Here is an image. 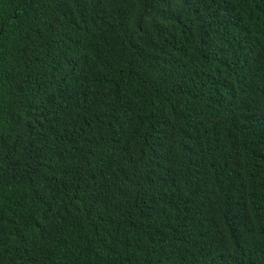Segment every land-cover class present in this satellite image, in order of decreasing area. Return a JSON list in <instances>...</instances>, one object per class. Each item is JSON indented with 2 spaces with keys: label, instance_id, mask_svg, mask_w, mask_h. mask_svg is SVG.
<instances>
[{
  "label": "trees",
  "instance_id": "16d2710c",
  "mask_svg": "<svg viewBox=\"0 0 264 264\" xmlns=\"http://www.w3.org/2000/svg\"><path fill=\"white\" fill-rule=\"evenodd\" d=\"M0 264H264V0H0Z\"/></svg>",
  "mask_w": 264,
  "mask_h": 264
}]
</instances>
